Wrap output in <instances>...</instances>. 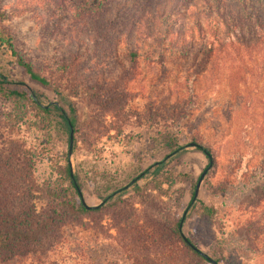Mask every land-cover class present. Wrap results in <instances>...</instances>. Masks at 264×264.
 <instances>
[{
    "label": "rangeland",
    "instance_id": "obj_1",
    "mask_svg": "<svg viewBox=\"0 0 264 264\" xmlns=\"http://www.w3.org/2000/svg\"><path fill=\"white\" fill-rule=\"evenodd\" d=\"M0 28L48 86L9 51L0 73L75 123L71 144L56 113L0 94L4 195L21 180L26 212L42 217L68 158L83 201L100 207L61 212L46 250L11 264H207L178 221L209 257L226 239L222 264H264V0H0ZM171 129L182 149L156 140ZM203 174L212 218L188 207Z\"/></svg>",
    "mask_w": 264,
    "mask_h": 264
},
{
    "label": "trees",
    "instance_id": "obj_2",
    "mask_svg": "<svg viewBox=\"0 0 264 264\" xmlns=\"http://www.w3.org/2000/svg\"><path fill=\"white\" fill-rule=\"evenodd\" d=\"M9 51L13 56L17 57V65L22 68L29 77L39 83L42 86H48L46 79L35 73L32 67L17 55L13 48L10 35L6 34L0 28V52ZM0 94L9 101H12L15 109L21 110V108L27 103H34L35 107L51 116V113H56L65 123L69 132H73L75 123L69 120L66 113L57 105L50 104L49 106L42 105L36 93L25 82L13 81L7 76L0 73ZM182 133L177 129H171L158 134L156 138L164 144L166 150L182 149ZM195 149L203 154L208 161L206 169L213 166L215 159L210 148L194 143ZM158 177V175H157ZM61 182L54 183L48 190V198L50 204L46 209L42 217L31 216L26 210H29L30 200L27 198L29 193H25L24 189L28 191V187H25V183L21 180H17L13 185V190L18 195L7 197L4 195L5 190L0 183V264H11L14 262V258H23L25 255H34L46 250V241L52 237L50 233L54 227L59 214L61 212H68L67 214L79 215L82 213L88 214L97 212L100 207L87 208L83 201V195L81 187L78 184L75 175L72 172V168L67 158L66 166L62 170ZM68 184V186H66ZM164 183L159 180L158 187L162 188ZM195 189L191 192L190 202L188 207L190 208L196 203L195 213L201 218H212L217 213V208L207 203L205 200L199 199L195 196ZM20 192V194H19ZM17 196L20 197L16 198ZM77 197L78 203L74 205L72 199ZM182 223L178 221L175 227V233L179 237L181 243L189 251V253L207 264H213L212 260L217 264H222L226 260V250L229 248V242L226 239L220 241L218 248L213 250V257H209L206 253L201 251L196 244H194L190 238L186 237L182 233ZM204 254V255H203Z\"/></svg>",
    "mask_w": 264,
    "mask_h": 264
},
{
    "label": "water",
    "instance_id": "obj_3",
    "mask_svg": "<svg viewBox=\"0 0 264 264\" xmlns=\"http://www.w3.org/2000/svg\"><path fill=\"white\" fill-rule=\"evenodd\" d=\"M72 140H73V136H72V132H71V137H70V143L72 144ZM71 153V147H70V152H69V154ZM203 176H204V174L200 177V179H199V181H198V183H197V186H196V189H195V196L197 197V194H198V191H199V187H200V185H201V181H202V179H203ZM84 204H85V202H84ZM86 205V204H85ZM86 207L87 208H89V206H87L86 205ZM204 255V254H203ZM212 263L213 264H217V263H215L213 260H212Z\"/></svg>",
    "mask_w": 264,
    "mask_h": 264
}]
</instances>
